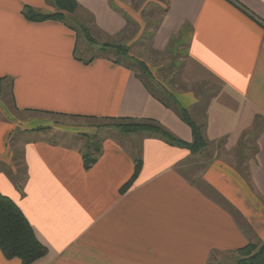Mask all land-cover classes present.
<instances>
[{"label": "crops", "instance_id": "0c3cea01", "mask_svg": "<svg viewBox=\"0 0 264 264\" xmlns=\"http://www.w3.org/2000/svg\"><path fill=\"white\" fill-rule=\"evenodd\" d=\"M76 1L74 15H90L102 37L126 31L115 1ZM165 3L152 46L186 41L187 87L170 94L207 146L109 137L87 169L82 146L45 133L52 117L150 119L185 142L191 127L135 67L83 57L66 19L24 13L57 12L56 0H0V192L48 249L32 264H236L237 249L264 244V0ZM136 159L140 173L122 191ZM0 264L23 262L0 249Z\"/></svg>", "mask_w": 264, "mask_h": 264}, {"label": "rangeland", "instance_id": "374dc122", "mask_svg": "<svg viewBox=\"0 0 264 264\" xmlns=\"http://www.w3.org/2000/svg\"><path fill=\"white\" fill-rule=\"evenodd\" d=\"M113 1L118 6L116 8L123 11L122 13L127 21L126 31L122 33V36L117 37H108L107 35L102 37L99 35L89 21L90 15L84 14L83 16L87 15V20L85 22L79 21V18H83V16L79 17V14L74 15L73 11H69L68 1L66 2L68 4L67 9H58L65 14L66 21L75 26L77 32H79V43L82 44V47L79 46V53L85 58L105 54L135 67L157 97H166V93H170V91L186 89L187 84L182 83L180 78L181 63L186 55V41H183L181 47L174 44L168 52L163 53L156 51L152 46L153 34L166 11V0ZM85 28L92 37V41L97 42L96 44L101 45L103 44L102 41L119 43L126 47L127 53L118 55L113 50L101 51L98 46L92 44V41L89 42L86 39L83 32ZM142 64L147 67L150 74L144 70ZM119 122L117 120H90L55 116L51 118V126L46 129L45 133L50 134L53 141L80 145L84 152H92L93 148L98 145L102 146V142L109 137L127 142L138 137L139 134L137 133L139 132H123L118 125Z\"/></svg>", "mask_w": 264, "mask_h": 264}, {"label": "trees", "instance_id": "16d2710c", "mask_svg": "<svg viewBox=\"0 0 264 264\" xmlns=\"http://www.w3.org/2000/svg\"><path fill=\"white\" fill-rule=\"evenodd\" d=\"M69 3V11H75L77 7L76 0H56L59 9H67L66 2ZM25 15L30 20H45V19H65V14L62 11H57L51 14H44L38 12L31 7H27L24 11ZM84 27V26H83ZM86 39L90 42L92 37L88 30H83ZM97 43L93 42L92 44ZM101 51H115L118 55L127 53V49L122 44L116 43H103L99 45ZM95 56H92L93 58ZM89 60V59H88ZM120 61V60H119ZM143 65L145 71L147 67ZM150 71H148L149 73ZM150 74V73H149ZM2 90V78H0V94ZM166 97H158L166 106L172 107L176 104L174 96L166 93ZM180 118L185 121L192 130L193 139L191 142L182 141L173 136L169 131L162 127L158 122L150 119H130L119 118L114 119L120 121L118 125L126 133L144 132L150 135L157 136L166 140L171 145H178L189 149L191 152L196 153L201 151L207 146V140L203 135V126L199 125L193 120L188 110L183 107L174 106ZM92 152H84V166L90 168L98 158L102 151V146L98 145ZM142 167L141 159H136L135 171L133 176L127 184L122 188L124 191L139 175ZM0 249L7 258H20L23 264H32L34 261L44 257L48 253L47 247L38 239L32 225L19 208V206L8 196L0 192ZM237 262L236 264H264V244L250 242L244 247L236 250Z\"/></svg>", "mask_w": 264, "mask_h": 264}]
</instances>
